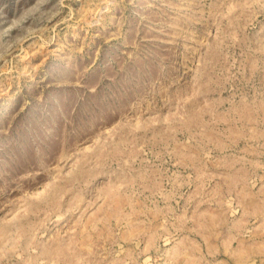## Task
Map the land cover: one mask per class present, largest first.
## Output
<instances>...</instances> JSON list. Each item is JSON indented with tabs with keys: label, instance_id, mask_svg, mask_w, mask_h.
I'll use <instances>...</instances> for the list:
<instances>
[{
	"label": "rangeland",
	"instance_id": "rangeland-1",
	"mask_svg": "<svg viewBox=\"0 0 264 264\" xmlns=\"http://www.w3.org/2000/svg\"><path fill=\"white\" fill-rule=\"evenodd\" d=\"M0 264H264V0H0Z\"/></svg>",
	"mask_w": 264,
	"mask_h": 264
}]
</instances>
